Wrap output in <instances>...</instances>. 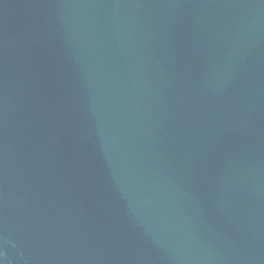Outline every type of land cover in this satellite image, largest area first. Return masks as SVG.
Wrapping results in <instances>:
<instances>
[{
	"label": "water",
	"instance_id": "1",
	"mask_svg": "<svg viewBox=\"0 0 264 264\" xmlns=\"http://www.w3.org/2000/svg\"><path fill=\"white\" fill-rule=\"evenodd\" d=\"M0 264H264V0H0Z\"/></svg>",
	"mask_w": 264,
	"mask_h": 264
}]
</instances>
